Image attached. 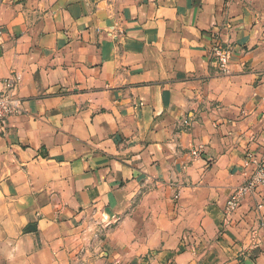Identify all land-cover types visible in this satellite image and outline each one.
Instances as JSON below:
<instances>
[{
  "label": "crops",
  "instance_id": "crops-1",
  "mask_svg": "<svg viewBox=\"0 0 264 264\" xmlns=\"http://www.w3.org/2000/svg\"><path fill=\"white\" fill-rule=\"evenodd\" d=\"M5 79L0 264H264V0H0Z\"/></svg>",
  "mask_w": 264,
  "mask_h": 264
},
{
  "label": "built area",
  "instance_id": "built-area-1",
  "mask_svg": "<svg viewBox=\"0 0 264 264\" xmlns=\"http://www.w3.org/2000/svg\"><path fill=\"white\" fill-rule=\"evenodd\" d=\"M232 56V49L216 41L212 47V57L216 61L221 72L228 71V65ZM13 83L10 79L3 81V89L0 90V129L6 125L7 119L20 112V100L14 96ZM198 152L192 151L193 155ZM243 175L241 183L233 187L229 193L224 211L230 213L239 207L241 200L257 193L264 188V147L260 150H246L243 158ZM178 194L175 195V198ZM115 264H119L116 262Z\"/></svg>",
  "mask_w": 264,
  "mask_h": 264
},
{
  "label": "water",
  "instance_id": "water-1",
  "mask_svg": "<svg viewBox=\"0 0 264 264\" xmlns=\"http://www.w3.org/2000/svg\"><path fill=\"white\" fill-rule=\"evenodd\" d=\"M243 264H252L250 260H245Z\"/></svg>",
  "mask_w": 264,
  "mask_h": 264
},
{
  "label": "rangeland",
  "instance_id": "rangeland-1",
  "mask_svg": "<svg viewBox=\"0 0 264 264\" xmlns=\"http://www.w3.org/2000/svg\"><path fill=\"white\" fill-rule=\"evenodd\" d=\"M93 220H94V223H96V222H97V220H96V219H94V218H93ZM97 224H98V223H97ZM102 233H103V232H101V235H103ZM98 235H99V234H98Z\"/></svg>",
  "mask_w": 264,
  "mask_h": 264
}]
</instances>
